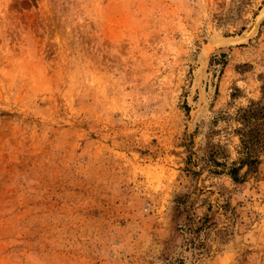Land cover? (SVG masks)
<instances>
[{
  "label": "rangeland",
  "instance_id": "obj_1",
  "mask_svg": "<svg viewBox=\"0 0 264 264\" xmlns=\"http://www.w3.org/2000/svg\"><path fill=\"white\" fill-rule=\"evenodd\" d=\"M0 264H264V0H0Z\"/></svg>",
  "mask_w": 264,
  "mask_h": 264
}]
</instances>
